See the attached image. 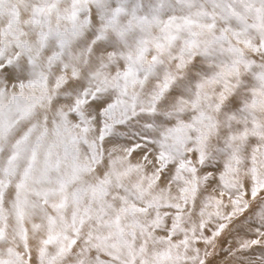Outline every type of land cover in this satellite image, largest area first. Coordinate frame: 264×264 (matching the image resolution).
I'll use <instances>...</instances> for the list:
<instances>
[{
	"label": "snow or ice",
	"instance_id": "6c2138e0",
	"mask_svg": "<svg viewBox=\"0 0 264 264\" xmlns=\"http://www.w3.org/2000/svg\"><path fill=\"white\" fill-rule=\"evenodd\" d=\"M0 264H264V0H0Z\"/></svg>",
	"mask_w": 264,
	"mask_h": 264
}]
</instances>
